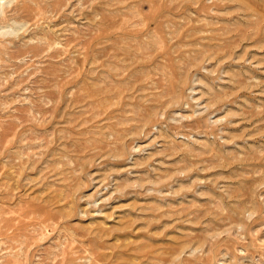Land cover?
<instances>
[{
    "label": "rangeland",
    "instance_id": "obj_1",
    "mask_svg": "<svg viewBox=\"0 0 264 264\" xmlns=\"http://www.w3.org/2000/svg\"><path fill=\"white\" fill-rule=\"evenodd\" d=\"M0 264H264V0H0Z\"/></svg>",
    "mask_w": 264,
    "mask_h": 264
}]
</instances>
